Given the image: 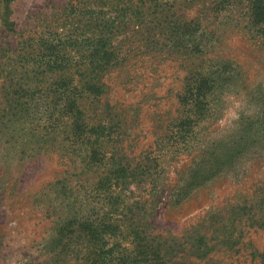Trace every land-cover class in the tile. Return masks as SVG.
Listing matches in <instances>:
<instances>
[{"label": "trees", "instance_id": "trees-1", "mask_svg": "<svg viewBox=\"0 0 264 264\" xmlns=\"http://www.w3.org/2000/svg\"><path fill=\"white\" fill-rule=\"evenodd\" d=\"M14 1L0 0L9 38L0 47V146L19 161L54 154L69 166L49 186L56 228L41 264H207L218 253L264 264V246L248 237L264 232V191L226 215L209 210L178 234L150 223L160 164L150 147L135 152L140 136L127 108L136 109L112 86L128 84L143 56L182 60L168 149H189L233 83L227 62L206 58L208 38L226 25L264 49V0H62L29 30L11 20ZM263 128L240 124L229 147L198 150L174 204L226 173Z\"/></svg>", "mask_w": 264, "mask_h": 264}, {"label": "rangeland", "instance_id": "rangeland-1", "mask_svg": "<svg viewBox=\"0 0 264 264\" xmlns=\"http://www.w3.org/2000/svg\"><path fill=\"white\" fill-rule=\"evenodd\" d=\"M62 2L15 0L10 5L11 20L17 29L29 30L37 24L38 16L48 17ZM219 29L223 32L220 31L217 40L216 36L208 38L214 51L206 58L227 62L233 83L218 96L213 116L195 129L198 141L189 149L183 152L182 146L178 150L168 149V125L174 117L176 96L185 75V67L180 65L182 60L143 56L128 84L119 85L117 80L112 83L114 96L136 109L127 108L136 125L135 133L140 136L135 152L150 147L151 158L160 164L162 189L156 194V209L150 223L166 233H180L189 222L194 223L209 210L221 215L232 209L237 211L245 201H254L264 191L263 131L254 138L257 142L246 155L237 159L226 173L174 204L176 186L192 160H196L198 150L211 148L212 143V148L229 147L240 131V124L252 131L264 126V49L246 41L241 34L232 33L226 25ZM8 40L0 31V47ZM68 170L65 161L54 154L19 161L9 148L0 146V264H41L46 259V243L56 228L53 215H48L53 200L49 186ZM254 231L250 230V241L263 247L264 232ZM237 258L238 264H242L244 258L240 255L229 260L218 253L207 264H222L225 260L236 264Z\"/></svg>", "mask_w": 264, "mask_h": 264}]
</instances>
